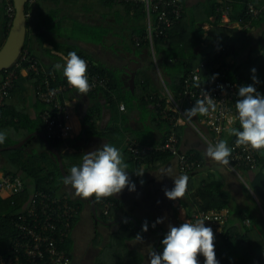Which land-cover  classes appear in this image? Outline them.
Segmentation results:
<instances>
[{
  "label": "crops",
  "instance_id": "crops-1",
  "mask_svg": "<svg viewBox=\"0 0 264 264\" xmlns=\"http://www.w3.org/2000/svg\"><path fill=\"white\" fill-rule=\"evenodd\" d=\"M190 1L191 0H187L186 2V7L188 9L198 4L190 5ZM220 2L227 8H229L231 4V0H220ZM7 4L8 0H0V45L2 46L6 41L4 35V21L5 16L8 15ZM29 6L30 10L27 15L29 29L26 43L29 44L31 54L38 58L42 66L40 69L43 72L63 76L62 69H56L55 65L65 63L68 53L76 51V53H84L88 57L89 60L85 61L91 65L94 72L97 73L94 69L96 66L98 68H107L118 73L120 80L124 85L131 89L132 93H134L136 88V77L139 76V78H141V84L145 85L150 82L148 90L152 95H155V97L158 95L159 99L165 97L163 83H165V85L167 83L170 87L174 79L164 69V65H162L163 58L161 54H157V49H152L151 46L140 49V44H138V41L140 40V31L144 25L147 30V18H145L144 23H136L134 20H131L132 16H128L123 5L111 6L106 4L103 0H33L30 2ZM252 7L254 6L252 5ZM54 11L57 14L53 15L52 12ZM190 15L191 13H189V16ZM258 19H254V21H257ZM211 22H215V19L211 18ZM197 25L203 30V33L201 34L202 38H207L212 30V25L200 21V18ZM220 26L230 28L234 31L236 30V35H239L243 39L250 38L251 42V45L237 58L234 54L230 55L228 58L229 63H236V66L239 68L247 66V63L245 62L250 58H264V42H262V39L264 38V23L259 27H254L249 32L241 31L238 23H231L230 19L228 21L222 20ZM102 35L104 36L103 39H100L102 42L96 41V38L98 39ZM240 43L241 42H239L237 52L242 49V45L244 44ZM250 64L251 63L248 65ZM256 64V68L248 66L246 68L247 70H244V73L253 74L251 71L253 68L256 71L261 70L258 72L259 74L264 73V59L261 61V64ZM22 75L23 77L17 81V89L11 102H9V105H13L15 110L22 114L23 120L20 119L22 121L20 125H23V127L20 129L10 128L3 130L7 140H11L15 144L9 147L0 148V183L6 177H14L21 181L24 190L27 188L29 192H31L34 190L31 180L26 177V174L22 171H18L11 165L10 160L12 157L8 152L23 149L26 146L24 152L27 154L33 155V153H35L39 156H43L49 152L55 157L56 161H58V158L51 152L46 143V139L47 141L49 139L44 129V123L42 125L39 122L41 120L40 118H42V122L44 121L43 115L46 112L47 107L42 106L39 102L34 79L28 78L25 72H23ZM159 75H161V77ZM255 75L258 74L255 73ZM238 79L244 81L243 74L238 75ZM132 81H134L133 91ZM142 91L144 90L139 89L138 91L140 96L144 94H142ZM108 101L109 100L101 93L92 96L87 93H79L76 90L71 91L68 94L66 93L64 104L66 107L68 131L66 137L62 140L63 143L61 148L56 150L60 154L62 164L65 165L64 172L67 175L70 174L71 167L79 166L82 163V155L84 153L94 151L103 144H111L115 146L122 154L123 161L127 164L126 171L129 173L130 182L135 184V191L130 192L126 187L121 193L113 195V198L120 203V207L115 211L116 220H111L109 224H101V226L111 227L120 225L121 221L127 219L125 217L127 215L126 213H128L130 219L136 224L141 223V231L142 225L146 221L139 220L135 216L133 217L131 212L142 211L144 209L143 205H145V209L150 206L154 213L157 211L160 215L154 214L152 222H147L149 226L148 231H141L140 235L156 234L152 251L160 252L162 249L158 250L159 244L156 242L157 234L162 231V233H160L162 236L163 234L165 235L166 232L160 227V224H157L153 228V223L158 218L162 217L163 220L172 222V212L174 214L176 210H179L178 207H175L176 201H178L177 203L180 205V208L186 212V209L182 204L187 201L185 195V199L180 198L175 201L168 200L164 195L165 190H171L174 185V180L181 175L177 161L172 159L170 163L160 164L155 168L144 166L141 170H137V168L131 164L125 151L130 148L132 142H136L141 146H151L153 143L155 144V142H162L166 127L161 125L160 122L156 123L154 121L153 117L158 113L154 110L156 106L151 103H149L148 116L145 119L141 116L137 108L129 111L128 108L121 103L126 109L125 111H121V105L114 106ZM89 113L94 116L93 120L95 121L91 123L93 126L85 127L83 125V120L85 117L88 118ZM160 119L163 123L164 120L162 117H160ZM195 119L198 118L195 117ZM20 120L17 118L15 122L18 123ZM164 123L167 124L166 121H164ZM167 130L169 131L170 129ZM231 130L223 137H227L228 147L232 144H229V139L232 137ZM178 131L181 149L186 153L191 151L200 153L204 159L203 164H205L200 172L189 177L188 183L191 182L192 186L198 188L204 184L205 181L216 180L222 182L225 185V188L232 194V191L227 188V184L223 179V175L220 174V171L216 172V170L212 168V160L206 155L207 144L203 141L200 135L194 131V129L186 125L180 126ZM20 143H23L21 148H12ZM27 143L29 144L26 145ZM47 157H49V155H47ZM171 165H175L176 169L175 172H173V175L170 174L172 177H169L168 173H165L164 171ZM141 173H143L142 176L136 175ZM172 182L173 185L171 186ZM145 186H150L151 190L157 188V191L155 193H148V197L144 199L142 188ZM63 187V190L58 194L44 191H38L36 193L35 191L30 198L38 193H44L52 198L69 196L73 201L78 199L81 202L89 203L94 210L92 197L83 198L78 196L74 198L71 194L75 195V191L71 189L70 186L65 185ZM247 188L250 190V187ZM251 193L257 200L254 192L251 191ZM12 196L13 194L10 190L2 189L0 187L1 199L5 200ZM148 198L150 200L145 201ZM235 206L236 203L233 197L231 207L234 211L239 210L234 208ZM223 211L228 213L227 210ZM234 216L236 217V215ZM191 217L187 216V219L184 221L180 220L179 224L189 221ZM117 218H119V220H117ZM234 219L236 222L235 224H238L237 218ZM224 232L225 229L222 234H224ZM150 238L153 240V237ZM215 239L216 238H214V240ZM130 242L127 243L129 244ZM103 251L104 250H102L101 253H103ZM130 251L136 252L138 255L139 261L134 264H145L147 262L146 259H149L148 254L144 253V251ZM132 259H136V257H132ZM127 262L129 263V261Z\"/></svg>",
  "mask_w": 264,
  "mask_h": 264
},
{
  "label": "trees",
  "instance_id": "trees-1",
  "mask_svg": "<svg viewBox=\"0 0 264 264\" xmlns=\"http://www.w3.org/2000/svg\"><path fill=\"white\" fill-rule=\"evenodd\" d=\"M103 1L108 5H115L111 2V0ZM10 2L13 4V0H10ZM186 2L187 0H180L181 5L184 7L183 16L180 23L169 30L166 37H157L154 41V47L155 49H157V54H161L163 58L162 65H164V69L174 79L170 87L166 83L167 88L171 92H173L174 95L178 96V93H180L182 89V78L184 76H188L202 62L211 61L212 65L210 66L212 67V70H215L216 73L223 72L225 75V79L236 84L238 87L252 85L256 90L264 91V73H258L261 70L255 72L258 75H255V73H244V70L248 66H253L254 68H256V63L261 64V61L264 58H250L245 62L247 63V66L239 68L236 66V63L231 64L228 61V58L232 54H234L236 58L240 56L241 53L251 45V42L250 38L243 39L239 35H236V30L234 31L230 28L220 26L222 22V16L218 12V9L220 7H223L224 4H222L220 0H203L194 7L188 9L186 7ZM29 4L30 3H28L26 6L27 15L30 10ZM251 4L254 6V8L256 7L255 9L261 11L260 18L257 21H254V19L252 20L247 15L248 8ZM123 7H125L128 16H132L131 20H134V22L136 23H144L146 13L143 5L124 4ZM229 8L231 11V23H238L240 20L249 19L254 21L253 28L259 27L262 25V23H264V0H231ZM189 13H191L190 16ZM52 14L55 15L57 13L54 11L52 12ZM199 18L200 21L212 25V30L205 39H203L201 36L203 30L197 25V23L199 22ZM211 18H214L215 22H211ZM11 25L12 20L8 17V15H6L4 21L5 39H7L8 37ZM146 34L147 30L146 26L144 25V27L140 31L139 36L140 49H143L145 47L148 48L150 46V42L146 38ZM103 37L104 36L102 35L100 36V38H96V41L102 42V40L100 41V39H103ZM263 40L264 38L262 39V42H264ZM239 42L244 44L242 45V49L237 52ZM2 47L3 46L0 45V50ZM221 47L224 48V51L222 52L220 50ZM25 51H29L30 55H32L33 58L38 62V67H42L38 58L31 54L29 44L27 43L24 47V52ZM77 55L83 60H89L84 53H77ZM249 63L251 64L248 65ZM27 69H29V64L27 61L23 60L20 61L19 65L16 64L8 69L10 72L14 71L16 75L14 78L13 87L9 91V95L4 97L3 99L0 97V132H3L4 129H20L23 127V125H20V123L22 122L21 120H23L22 114L19 111H16L13 105H9V102H11L12 97L17 89V81L23 77L22 73ZM94 69L98 74L107 79L108 89H97L96 91L89 90L87 94H89L90 96L101 93L109 100L108 102L112 103L114 106L121 105V103H123L129 111L135 110L137 108L141 116L145 119L148 116V106H150L149 103L155 106L160 100L163 107L166 105L165 97L159 99L158 95H156V97L155 95H152L148 90V88L150 87V82L145 85L141 84V78H139V76L136 77V88L134 93H132L131 89H129L128 86L124 85V83L120 80L119 74L115 71L103 67L98 68L96 66L94 67ZM26 74L28 78L34 79L36 83L37 97L41 84L47 78L52 81L51 83L54 87L68 85V82L64 76L54 75L53 73H45L42 70L39 75H36L32 72ZM240 74H243L244 81L238 79V75ZM6 77V71L0 72V79H6ZM253 77H255V81ZM139 89L144 90L142 91V94H144L141 96L138 93ZM75 90L76 89H73L71 91ZM71 91H68L67 94ZM65 96H62V102H64ZM40 104L42 106H45V104L42 102H40ZM154 110L158 113L153 117L154 121L156 123L160 122L161 125L166 127V131L163 134L164 139L162 140V142H155V144L152 142L153 144L151 146L154 148V150L137 162L134 160L133 153L130 152L129 149H126V156H128L131 164H133L137 168V170H141L144 166L155 168L160 164H167L170 163L172 159H175L168 151H155L156 145L159 144L163 146L166 142L165 137L169 132L167 129L170 128L168 123V125L164 123V121L162 123L160 119V109L155 108ZM93 117L94 116L89 113L88 118H84L83 125L85 127L93 126L91 124L95 121L93 120ZM17 118L18 120L21 119L20 121H18V123L15 122ZM40 119L41 120L39 122L43 125L44 121L42 122V118ZM239 127L240 125L238 122V125L234 129H239ZM233 130L232 137H230L229 139V144L233 142V139L235 137V135H233ZM48 141L50 145L55 149H60L63 143L62 140L52 141L51 139H49ZM29 143H27L26 145H28ZM14 144L15 143L13 141L7 140L6 137L4 142L0 143V148L9 147ZM140 147L141 145L139 146V148ZM24 148L15 151H9L8 153L12 157L10 162L15 169L26 174V177L31 180L34 186V190L29 192V190L26 188L21 194H15L5 200L0 198V258L3 257L15 259L16 257V255H13L12 249L14 248V240L19 236V230L15 227L13 221H17L18 215L20 213L24 215V211L26 210L28 203L32 198H30V196L35 191L36 193L38 191H44L52 194H58L63 190V186H65L63 184V179L65 176L62 175V171L59 167V162L56 161L55 157L52 154L47 152V154L43 156H39L35 153L31 155L25 153ZM262 150L264 149H260L257 156V168L255 170L242 168L244 176L251 180L250 190L253 191L257 197L256 200L251 191L243 186L242 190L246 199L244 208L235 206L234 208L239 210H233V208L231 207L233 202V195L229 190L225 188V185L222 182L216 180H208L198 188H195L194 186H192L191 182H189L186 188L187 190L185 192V197L187 201L183 202L182 204L186 209L188 217H191L195 213L211 210L228 211V220L225 232L220 237L214 240V251L219 264H264V158L260 156ZM189 154H192L195 158H199V160L204 163V159L202 158L200 153L191 151L189 152ZM47 155H49V157H47ZM62 198H67L68 202L71 205L78 207V211L80 213L78 218L75 219L69 237L66 239L65 244L63 245L64 251L71 261V264H73L75 245L73 240V232L81 218L84 203L78 199L73 201L69 196H63ZM103 198L104 197L96 199L95 197H92V204L94 205V221L97 227L101 224H109L111 220H116L115 211L118 207H120V203L116 201L113 196L106 197L114 206L111 208L109 214L105 216L102 212V201L104 200ZM126 214L127 215L125 218L127 219L121 221L119 230L112 235L111 240H115L118 246L123 249L125 257L129 261V263L134 264L135 262L139 261L138 255L136 254V252L129 250V248L127 247V242L135 240V237L138 234H141V223L136 224L133 220L130 219L129 214ZM234 215H236V217ZM234 218H237L238 224H235L236 222ZM246 221L250 222L249 227L245 225ZM160 233H162V231ZM160 233L157 234L158 236L156 241L159 244L158 250L161 249V241L165 236L164 234L161 236ZM104 253L105 252L103 251V253L100 254L103 256V260H101L97 264L121 263V261H119L120 259H117L115 263L109 262L108 259L106 261ZM132 257H136V259H132ZM199 257L201 256H198V258Z\"/></svg>",
  "mask_w": 264,
  "mask_h": 264
},
{
  "label": "built area",
  "instance_id": "built-area-1",
  "mask_svg": "<svg viewBox=\"0 0 264 264\" xmlns=\"http://www.w3.org/2000/svg\"><path fill=\"white\" fill-rule=\"evenodd\" d=\"M115 5L140 4L144 6L147 18L146 38L150 46L154 49V41L157 37H166L168 31L178 25L182 19L184 7L180 0H111ZM223 21L230 19V9L223 6L218 9ZM7 14L12 20L15 17L14 5L8 0ZM247 15L253 20L258 19L261 11L250 6ZM249 19L240 20L238 25L241 31L249 32L253 29V21ZM140 40L138 41V44ZM221 52L224 48H220ZM27 61L29 69L25 73H41L38 62L30 55L29 51H23L20 61ZM15 64V65H16ZM86 76L90 84V91L97 89H108V82L105 77L93 71L87 62ZM211 61L202 62L188 76L182 78V89L178 96L171 92L165 83L163 89L165 93L166 105L163 107L159 101L155 106L160 109L161 117L166 121L170 130L166 136L164 145H156L155 151H168L176 159L181 175H191L200 172L204 164L199 158L184 152L180 147L179 127L188 126L196 131L203 141L215 144L222 141V138L238 125L236 101L239 99L237 92L239 87L226 80L223 72L216 73L212 70ZM6 70V79H0V97L9 95L13 87L15 72ZM161 77V75H159ZM162 79V78H161ZM52 81L47 78L41 84L38 91L39 101L47 107L43 115L44 129L48 139L52 141L63 140L67 134L66 107L62 102V96L73 90L72 86L61 85L54 87ZM264 95V91L256 90ZM203 92L207 93L214 101L215 111H210L208 115H197L195 122H189L183 117L185 110L191 109L197 100L203 99ZM121 111H125V106H120ZM231 130V131H232ZM235 136L229 157L230 170L241 179L242 168L255 170L257 168V156L260 149H253L250 146L237 144ZM207 144V143H206ZM140 146V145H139ZM132 142L129 151L133 153L137 162L154 150L152 146H141ZM2 189H7L13 195L23 192V184L14 177H6L0 183ZM102 206L105 216H107L114 206L106 197L103 198ZM79 208L71 205L67 198H52L44 193H38L32 197L23 214H19L17 221H13L18 231V238L13 242L12 249L15 259L0 258V264H71L66 252L63 249L66 239L69 237L73 223L79 216ZM197 220L205 221L206 227L213 229L214 238L225 229L228 220V213L225 211H206L195 213L189 219L191 222ZM245 225L250 226L246 221ZM199 264L204 262V258L197 257Z\"/></svg>",
  "mask_w": 264,
  "mask_h": 264
},
{
  "label": "clouds",
  "instance_id": "clouds-1",
  "mask_svg": "<svg viewBox=\"0 0 264 264\" xmlns=\"http://www.w3.org/2000/svg\"><path fill=\"white\" fill-rule=\"evenodd\" d=\"M56 69H62L68 84L79 93H87L90 84L86 76L87 64L76 52L68 53L65 63L56 64ZM255 73V69L251 70ZM255 81V77H253ZM237 95L235 108L239 129L233 130L237 137L236 143L247 145L253 149H264V95L256 91L252 85L241 86ZM213 99L203 92V99L196 101L191 109L185 110L183 117L189 122L197 115L205 116L215 111ZM0 132V143L5 140ZM206 155L222 166L230 164L231 148L224 141L212 144L207 141ZM127 164L123 161L120 151L111 144H103L94 151L82 155V163L71 167L70 174L63 179V184L70 186L77 196L83 198L110 197L121 193L126 187L135 191V184L130 182ZM142 176L141 174H136ZM189 177L180 175L174 180V187L165 190L164 195L170 201L180 199L185 195ZM163 220L158 218L152 225L154 228ZM148 224L142 225L141 231H148ZM135 240L140 242L138 234ZM162 251H152L148 264H199L198 256L204 258L203 264H219L214 251V234L211 227L205 226V221H185L179 226L168 225L167 233L161 241Z\"/></svg>",
  "mask_w": 264,
  "mask_h": 264
},
{
  "label": "rangeland",
  "instance_id": "rangeland-1",
  "mask_svg": "<svg viewBox=\"0 0 264 264\" xmlns=\"http://www.w3.org/2000/svg\"><path fill=\"white\" fill-rule=\"evenodd\" d=\"M203 0H191L189 4H197ZM193 122H195L194 119H192ZM196 123V122H195ZM222 141H224L227 145L228 139L227 137L223 138ZM260 156L264 158V150L260 153ZM212 160V159H211ZM212 168L216 170V172L220 171V174L223 175V179L227 184V188H229L232 191L234 201L236 203V206L244 208L245 205V197L244 194L242 193V187H250L251 186V180L244 176V173L241 174V179H239L231 170L228 166H222L218 162L212 160ZM175 165H171L165 169V173H168L169 177H172L170 174L173 175V172H175ZM173 185V182L171 186ZM155 187V186H154ZM174 187V185H173ZM172 187V188H173ZM155 189V190H154ZM151 190L150 186H145L142 188L144 194H142L145 198H147L148 193H155L157 188H154ZM74 198L78 197L76 194L73 195L71 194ZM151 195V194H150ZM152 197V196H150ZM181 199H185V197H181ZM150 200L149 198L145 201ZM178 201L175 202L176 206L178 207L179 210H176L173 214H171L172 217V222L163 220L162 223H160V227L165 230L167 233L168 230V225L172 226H179L180 220L184 221L187 219L186 212L180 208V205L177 203ZM84 203V202H83ZM144 209L142 211H132L131 214L133 217H137L139 220L141 219L142 221L146 222H152L154 214H159L153 212L152 207L149 206V208ZM175 209V208H174ZM171 213V212H170ZM118 214V213H117ZM120 214V213H119ZM163 216V214L161 213ZM175 216V217H174ZM119 220V218H117ZM182 223V222H181ZM120 228V225L116 226H108V227H103V226H96L95 221H94V213L92 206L85 202L83 205V212L81 214V218L79 220V223L77 224L76 229L73 232V240H74V262L73 264H97L101 260H103V256L100 255L101 251L104 250L105 252V259L109 262H116L117 259H120L122 263L120 264H130L128 263L125 253L123 252V249L118 246L115 240H111V237L114 233H116ZM141 236V235H140ZM142 240L138 242L137 240L130 242L128 244V248L130 250H140L144 251V253H147L148 256L150 257V253L152 252V248L154 246V240L156 237V234L153 235L150 234H142ZM153 237V240L152 238ZM112 241V242H111ZM147 262L145 264H148L149 259H146Z\"/></svg>",
  "mask_w": 264,
  "mask_h": 264
},
{
  "label": "water",
  "instance_id": "water-1",
  "mask_svg": "<svg viewBox=\"0 0 264 264\" xmlns=\"http://www.w3.org/2000/svg\"><path fill=\"white\" fill-rule=\"evenodd\" d=\"M33 0H13L15 8V17L13 19L11 29L5 44L0 50V72L6 71L13 67L21 58L26 44L28 34V19L26 6ZM134 90V81H132V91ZM51 152L58 158L61 171L64 176V165L61 162V157L58 151L51 147L46 139ZM23 143L12 147L13 149L21 148Z\"/></svg>",
  "mask_w": 264,
  "mask_h": 264
}]
</instances>
